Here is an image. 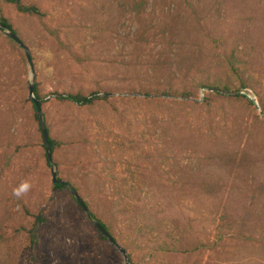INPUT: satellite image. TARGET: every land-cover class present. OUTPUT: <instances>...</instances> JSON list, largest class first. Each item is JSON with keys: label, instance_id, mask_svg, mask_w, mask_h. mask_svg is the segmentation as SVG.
Here are the masks:
<instances>
[{"label": "rangeland", "instance_id": "374dc122", "mask_svg": "<svg viewBox=\"0 0 264 264\" xmlns=\"http://www.w3.org/2000/svg\"><path fill=\"white\" fill-rule=\"evenodd\" d=\"M25 1L45 16L0 10L64 143L58 175L132 263L264 264V0ZM32 77L0 33V264H126L70 190H54ZM166 90L192 96H155ZM56 91L113 95L80 106ZM26 209L47 218L35 247Z\"/></svg>", "mask_w": 264, "mask_h": 264}, {"label": "trees", "instance_id": "16d2710c", "mask_svg": "<svg viewBox=\"0 0 264 264\" xmlns=\"http://www.w3.org/2000/svg\"><path fill=\"white\" fill-rule=\"evenodd\" d=\"M0 1H5L7 3L15 5L18 12L23 13V14L36 15L39 17H44L46 14L41 9V7L36 3H30V2L28 3L25 0H0ZM0 23H2L5 26V28H7V29L15 32L16 34H18V31L14 27L11 20L9 18H7L6 16H4L1 10H0ZM0 33H2V32L0 31ZM7 38L12 43H14L16 46L20 47L19 44L17 42H15L13 39H11L9 37H7ZM33 60H34V58H33ZM206 88L209 89L210 93L214 94V95H221L224 97H237V98L238 97H245V95H242L239 93V89L233 91L227 85L219 86L216 84H208L206 86ZM34 91H35L36 97L40 100L42 107H44L46 99H45V96H43L41 94L40 83L38 81H36V83H35ZM52 94H53V96H55L56 99H58L60 101H69V102H72V103L80 105V106H91V105L96 104L99 101H109L113 95L111 92H105V93L92 92L89 94H84V93H66V92L62 93V92H58V91L53 92ZM151 96H152L151 94H146V97H151ZM155 96L156 97L168 96V97H175V98L181 97L182 99H189L192 96V94H190L189 92H182L181 94L176 95L173 92L166 90V91L161 92V93L160 92L155 93ZM205 99H207V98H205ZM28 101L31 102L32 108L34 111V115H35L36 119L39 121L38 112H37V108H36L35 104L31 101L30 98H28ZM250 101L252 102V100H250ZM39 129L41 131L40 121H39ZM48 133H49V140H50V144H51V149H52V152L54 155L56 150L58 148H60L64 143H63V141L52 137L50 134L49 128H48ZM43 146L45 148L44 140H43ZM45 156H46L47 162L49 163V160H48V157L46 154H45ZM53 188H54V190H69V188L66 185L56 184L54 182H53ZM75 201L77 202L76 199H75ZM85 203L90 208L88 202L85 201ZM77 204L82 209V207L80 206V204L78 202H77ZM26 211H27V214L33 218V221L29 227L22 226L21 230H24L27 232V234L29 235L31 246L35 247L40 242L39 231H40L41 226L47 222V218L43 212L32 213L29 209H26ZM91 213H92L94 219H97L112 234L110 228L104 223V221L102 219H100L92 210H91ZM97 231L103 240L111 242L102 232H100L99 230H97ZM112 236L116 240V237L113 234H112ZM129 259H130V257H129ZM130 261H131V259H130Z\"/></svg>", "mask_w": 264, "mask_h": 264}, {"label": "water", "instance_id": "95a60500", "mask_svg": "<svg viewBox=\"0 0 264 264\" xmlns=\"http://www.w3.org/2000/svg\"><path fill=\"white\" fill-rule=\"evenodd\" d=\"M0 31L5 36L13 39L15 42H17L19 44V46L21 48L24 49L26 56H27V59L30 63L31 70L33 72V77H32L31 82L29 83V98L35 104V106L37 108L38 117H39L40 126H41V132H42L45 150H46V155L48 157L50 167H51L53 182L56 184L66 185L69 188L70 192L73 194L74 198L77 200V202L80 204V206L82 207L84 212L87 214L88 218L92 221V223L96 227V229L99 230L100 232H102L122 252V254L124 255L125 263L126 264H134L130 261L126 249L114 239L112 234L109 232V230H107L105 228V226H103L97 219H94V217L91 213V210L89 209V207L87 206V204L85 203L84 199L81 197V195L79 194L77 189L71 183H69V182H67L64 179L59 177L56 162L54 160L53 152L51 149L48 127H47L43 107L41 105L40 100L36 97L35 91H34L35 83H36V72H35L34 61L32 58V52H31L30 48L28 47V45L21 39V37L18 34H16L15 32H13L7 28H5V26L2 23H0Z\"/></svg>", "mask_w": 264, "mask_h": 264}]
</instances>
